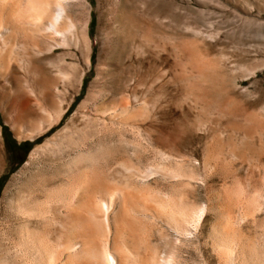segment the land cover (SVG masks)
Here are the masks:
<instances>
[{
  "label": "rangeland",
  "instance_id": "obj_1",
  "mask_svg": "<svg viewBox=\"0 0 264 264\" xmlns=\"http://www.w3.org/2000/svg\"><path fill=\"white\" fill-rule=\"evenodd\" d=\"M90 2L0 74V264H264V0Z\"/></svg>",
  "mask_w": 264,
  "mask_h": 264
},
{
  "label": "bare ground",
  "instance_id": "obj_2",
  "mask_svg": "<svg viewBox=\"0 0 264 264\" xmlns=\"http://www.w3.org/2000/svg\"><path fill=\"white\" fill-rule=\"evenodd\" d=\"M91 5L90 0H0V74L3 78L5 80L13 78L15 59L12 57V46L18 38H23L25 40L47 39L51 43L52 49L57 46H62L65 50L74 47L77 51H83L91 47L89 32ZM89 204L90 203H88V205ZM82 205L84 206V204ZM45 211L52 214V219L56 224L62 227L65 225L64 216L61 214L58 215V211H61L60 209L52 207ZM79 221L80 218L77 220L78 224ZM129 224L131 225V223ZM29 237H32L35 241L38 240L39 242H42V245L44 244L43 238H41L42 236L36 238L37 236L34 237L31 233ZM34 240L32 242H35ZM60 242L61 241H59V244ZM42 247L43 246H41V248ZM45 251H47V249ZM41 252H38L40 258L38 259L37 264H44V258ZM105 253L107 254V252ZM117 255L108 254L107 261L110 264H120L123 261L121 259L123 257H120L121 260H119L121 262H118Z\"/></svg>",
  "mask_w": 264,
  "mask_h": 264
}]
</instances>
